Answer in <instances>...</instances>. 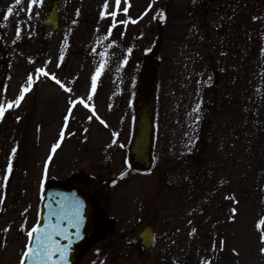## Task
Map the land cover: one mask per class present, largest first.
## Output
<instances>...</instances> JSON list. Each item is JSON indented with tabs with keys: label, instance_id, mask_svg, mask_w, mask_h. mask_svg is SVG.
Masks as SVG:
<instances>
[{
	"label": "rangeland",
	"instance_id": "1",
	"mask_svg": "<svg viewBox=\"0 0 264 264\" xmlns=\"http://www.w3.org/2000/svg\"><path fill=\"white\" fill-rule=\"evenodd\" d=\"M53 1L0 0V264H21L46 190L74 180L102 223L77 264H264V0H121L115 17L108 0L104 18L105 0H57L51 31ZM155 63L146 168L131 148Z\"/></svg>",
	"mask_w": 264,
	"mask_h": 264
},
{
	"label": "water",
	"instance_id": "2",
	"mask_svg": "<svg viewBox=\"0 0 264 264\" xmlns=\"http://www.w3.org/2000/svg\"><path fill=\"white\" fill-rule=\"evenodd\" d=\"M60 6L57 0L51 4V9L45 20V27L57 31L60 26ZM158 77V64L152 65L150 72H145L142 91L139 94L138 116L131 148V154L136 162L146 168L151 166V151L153 145V99ZM86 186L83 181L74 180L68 189L60 186L46 190L41 201L38 221L35 227L39 231L31 237L28 247L39 255L35 259L25 258L24 264H45L42 260V245L54 242L57 248L65 249V259L60 258V252H54L47 264H77L81 255V246L88 239L96 226L91 222L93 206L84 195ZM51 234V240L45 239ZM41 236V241L36 236ZM156 228L149 222L139 233L141 247L150 250L156 245ZM27 247V248H28ZM27 251V250H26Z\"/></svg>",
	"mask_w": 264,
	"mask_h": 264
},
{
	"label": "snow or ice",
	"instance_id": "3",
	"mask_svg": "<svg viewBox=\"0 0 264 264\" xmlns=\"http://www.w3.org/2000/svg\"><path fill=\"white\" fill-rule=\"evenodd\" d=\"M39 2V0H29V11L31 10V8L33 7V5L37 4ZM127 2V0H125V3ZM22 3V0H15V4L16 5H20ZM115 4H116V11H113L112 13H110V15H112L113 17H115L118 12L120 11V4H121V0H115ZM151 7V5L149 6ZM103 9L104 11H102L101 13V18H104L105 14L107 13V9H108V0H105V4L103 5ZM12 7H9L7 10V13L5 14V16L3 17L5 20L9 18L10 15H12ZM21 11H23V9H21ZM124 13L127 14V8L123 9ZM133 23H135L136 21H132ZM126 23V22H123ZM2 26V25H0ZM115 26V24L113 25ZM20 32H19V28L17 30V38H19ZM107 38V37H105ZM126 62V61H125ZM104 65L101 64V67L99 69H97V73L96 75H94L92 77V91H95V87H96V81H97V77L101 74V70L103 69ZM38 73H41L42 75H48L47 72H43L41 69H37L36 70ZM53 79H55V76L52 77ZM33 78L31 75H29L28 77V87L27 88H23L20 96L18 97V99L15 101V105L19 106L20 101L24 98V93L27 92L28 90H30L31 84H32ZM56 83H60L59 80L56 81ZM61 87H64L61 84ZM68 90V89H66ZM89 100L92 99L91 96L88 97ZM81 103H83V101H81ZM88 105H85V107H87ZM9 107H12V105L10 104ZM195 111H198L199 109L196 108L194 109ZM71 111V110H69ZM5 112V108L3 106H0V118L3 117V114ZM101 123H103V121H101ZM61 139L63 138V132H61ZM59 145H54L52 151L54 152L56 147H58ZM12 168H11V164H9L7 172L11 173ZM4 180L7 181V176L4 177ZM0 203H2V201H0ZM261 225H264V219H262L260 222H258V229L260 228ZM39 231L38 227H33L29 232H28V236L31 238L33 236L34 233H37ZM45 239L50 241L51 240V234H46L45 235ZM36 240L37 241H41V236L37 235L36 236ZM261 241L262 243H264V232H262L261 235ZM222 243V242H221ZM41 245H42V260L45 262V264H47L48 261H51L52 256L54 254V252L59 251L60 252V258L63 260L65 259V249L62 248H57L56 245L53 243L51 244H45L44 241H41ZM262 252H264V249H261ZM39 255V253H36L35 250L31 247L27 248V251L24 252L22 260H21V264H24V260L25 258L27 259H35V256Z\"/></svg>",
	"mask_w": 264,
	"mask_h": 264
},
{
	"label": "flooded vegetation",
	"instance_id": "4",
	"mask_svg": "<svg viewBox=\"0 0 264 264\" xmlns=\"http://www.w3.org/2000/svg\"><path fill=\"white\" fill-rule=\"evenodd\" d=\"M86 185V184H85ZM57 186V185H56ZM70 186V185H69ZM63 188V187H62ZM69 188V187H68ZM68 188H64V189H68ZM85 196V198L89 201V197H87V195L85 194L84 195ZM92 206H93V210H92V214H93V212H94V205L92 204ZM92 214H91V216H92ZM93 224H95L96 226L94 227V228H97V227H100V225L102 224L101 223V221L100 222H97V223H93ZM93 228V229H94ZM93 229H92V231H93ZM92 231H91V233H92ZM90 233V234H91ZM87 241V240H86Z\"/></svg>",
	"mask_w": 264,
	"mask_h": 264
}]
</instances>
